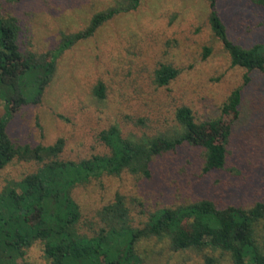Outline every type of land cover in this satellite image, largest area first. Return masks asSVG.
<instances>
[{
    "label": "rangeland",
    "instance_id": "374dc122",
    "mask_svg": "<svg viewBox=\"0 0 264 264\" xmlns=\"http://www.w3.org/2000/svg\"><path fill=\"white\" fill-rule=\"evenodd\" d=\"M120 1L0 0V18L15 20L19 53L49 59L63 36L83 30L94 14ZM215 1L230 41L246 48L260 39L261 11L249 0ZM207 13L204 0H140L135 10L115 15L90 38L54 58L53 73L38 104L12 110L0 89V117L13 147L32 150L61 139L56 159L77 162L102 151L97 134L110 125L136 138L171 132L175 107L188 106L195 122L214 119L229 92L240 88L242 108L231 128L221 170L202 173L197 148L190 149L186 158L182 154L154 158L149 179L121 172L77 183L69 197L79 213L74 226L79 235L98 230L96 212L112 203L115 195L123 198L133 228H140L154 210L201 199L213 200L218 208L264 204V75L230 66L209 29ZM203 49L209 51L205 58ZM159 65L178 72L164 87L153 83ZM97 84L103 87L101 100L93 95ZM27 155L22 151L0 170V194L51 159L44 157L39 163ZM254 239L264 251V216L255 224ZM136 253L146 264H206L204 257L212 259L207 264H231L218 251L172 252L165 241L154 239L139 241ZM19 263L50 264L38 241L24 250Z\"/></svg>",
    "mask_w": 264,
    "mask_h": 264
},
{
    "label": "trees",
    "instance_id": "16d2710c",
    "mask_svg": "<svg viewBox=\"0 0 264 264\" xmlns=\"http://www.w3.org/2000/svg\"><path fill=\"white\" fill-rule=\"evenodd\" d=\"M204 1L209 29L227 54L230 66L264 75V0H249L251 6L261 11V31L260 39L246 48L227 38L216 1ZM139 2L122 0L94 14L83 30L63 36L49 59L19 53L15 20L0 18V89L7 95L10 109L38 104L53 73L54 58L73 44L90 38L115 15L135 10ZM208 53V49H203L202 58ZM177 74L175 68L159 65L153 72V83L164 87ZM243 82H248L246 74ZM27 85L31 90L29 96ZM93 95L103 99L101 84L93 88ZM241 99L240 88L232 89L219 104L217 117L202 122L194 121L188 106L175 107L171 113L173 130L152 137L126 136L117 126L110 125L97 134L102 151L77 162L56 159L63 145L61 139L51 146H36L32 150L13 147L5 133V121L0 117V170L22 151L39 163L44 157L51 158L18 181L15 188H5L0 194V264H20L24 250L36 241L42 244L43 256L50 264H146L136 253V244L145 239L165 241L172 252L207 249L226 255L231 264H264V251L254 239L255 224L264 216L263 202L247 209L218 208L213 200L201 199L154 210L147 214L140 228H133L123 198L115 195L112 203L96 212L98 230L85 236L74 228L79 213L69 197L75 184L103 175L126 172L149 179L154 158L170 154L186 158L190 149L201 150L202 173L221 170L231 128L242 108ZM204 261L207 264L212 259L204 257Z\"/></svg>",
    "mask_w": 264,
    "mask_h": 264
}]
</instances>
